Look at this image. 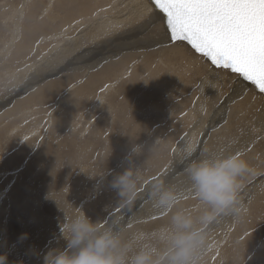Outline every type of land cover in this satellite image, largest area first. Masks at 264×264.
<instances>
[{"label": "rangeland", "instance_id": "1", "mask_svg": "<svg viewBox=\"0 0 264 264\" xmlns=\"http://www.w3.org/2000/svg\"><path fill=\"white\" fill-rule=\"evenodd\" d=\"M65 1L0 0V99L10 97H7L10 91L7 88L15 81H20L17 88H21L27 81L41 78L39 72L48 65L42 63L41 56H36L35 46L44 37H47L44 42L46 44L42 46L48 45L60 27L63 30L69 28L65 15L68 17L70 10L82 11V2L89 8L96 1L99 2L92 7L91 13L101 8L100 0H77L76 8ZM56 6L57 9L54 8ZM52 11L59 12V19ZM69 15L71 18L72 14ZM51 19L56 20L53 22ZM24 25L27 29L29 25L32 26L34 38L26 43L28 48L24 45L21 52H15L17 45L24 42ZM68 30L66 33L72 34L73 29ZM120 41L114 42L120 45ZM146 55L143 54L137 63L131 59L130 65L127 64L129 60H125L124 65L131 66L128 73L123 71L126 74L117 76L124 65L119 70H105L98 81L91 83L93 88L84 93L86 100H77L75 95L88 81V75L84 74L80 79L65 76L80 71L76 69L60 77V89L48 83L33 86L27 89L30 90L29 94L21 96L11 108L0 111V255H7V264H44L43 257L47 251L64 244L60 238V228L58 230L61 220L73 217L80 212V208L93 221L118 217L122 223L131 224L133 230L159 227L166 222V213L162 211L142 219L143 211L150 205L145 189L156 182V178L166 185L172 184L181 196L180 206L195 213L197 202L189 191L186 175L180 178L190 161L186 160V164L181 166L185 159L181 157L180 150L191 146L194 153L203 145L201 151L191 158L197 159L207 155L210 150H220L224 145L232 143L233 139H240L235 146L250 139L247 146L235 150L234 154L246 159L247 154L253 153L257 160L252 173L242 179L240 199L245 210L240 218L223 216L209 225L208 246L201 254L200 264H264V182H261L264 172L255 173L259 167L257 165L264 159L259 156L261 152H258L261 140L256 136L260 131L254 129L252 124L241 121L243 113L249 116L254 106L246 108L247 94L245 104H232L235 105V111L227 119H221L216 114L221 102L227 99L231 103L235 102L250 88L246 87L240 93L235 92L238 85L229 88V85L238 81V76L233 79L228 76L221 87L212 85L211 71L216 69L201 68L197 61L202 59L200 56L197 60L193 57L195 60L187 62L176 59L173 61L175 68L171 70L161 53L156 54L155 58L153 53L149 58ZM81 59L84 60V57ZM221 72L230 74L225 70ZM13 73L17 75L10 80L9 75ZM208 86L215 94H204L203 90ZM43 91L47 92L40 96ZM216 96L218 98L214 102L209 100V97ZM187 113H192L193 118H187ZM212 123L215 129L209 131ZM239 128L242 134L238 133ZM54 130L59 132L60 139L54 137ZM193 132H198L195 139H191ZM233 132L238 135L229 138ZM64 138L71 139L75 144L78 142V149L66 144L60 145V140L64 141ZM136 143L149 145L151 150L145 149L134 161L139 167L141 178L139 195L131 207L125 208L118 203L119 197L110 187V181L113 175L128 167L125 157L130 144ZM57 147L63 149L57 151ZM76 149L81 153L78 160L75 159ZM175 157L177 160L174 162ZM121 161L125 163L114 171L113 168L119 166ZM170 163L180 164V168L164 179ZM105 172L108 177L102 180L99 176ZM95 187L97 192L93 190ZM56 197L62 198L64 212L58 207ZM58 213L61 220L56 222L59 224L52 223ZM49 221L57 227L48 228L46 222L51 225Z\"/></svg>", "mask_w": 264, "mask_h": 264}, {"label": "clouds", "instance_id": "2", "mask_svg": "<svg viewBox=\"0 0 264 264\" xmlns=\"http://www.w3.org/2000/svg\"><path fill=\"white\" fill-rule=\"evenodd\" d=\"M145 149L151 150L149 145L130 144L125 157L128 167L110 181L125 208L139 195L141 178L134 161ZM180 155L190 161L184 171L197 202L195 213L180 206L181 196L174 187L153 182L145 189L147 199L153 209L166 213L165 223L152 230H133L118 217L93 221L80 211L60 224L64 244L47 251L44 264H200L208 246L209 225L223 216H242V179L252 168L242 156L225 150L191 159L193 149L185 146ZM0 264H7V255H0Z\"/></svg>", "mask_w": 264, "mask_h": 264}, {"label": "bare ground", "instance_id": "3", "mask_svg": "<svg viewBox=\"0 0 264 264\" xmlns=\"http://www.w3.org/2000/svg\"><path fill=\"white\" fill-rule=\"evenodd\" d=\"M66 1L70 2L71 5L73 4L74 5L73 8H76L75 5L78 4L77 0H66ZM89 1H92V0H89ZM62 2L64 3V1H62ZM98 2L99 1H96V2H93L92 4L90 2L91 5H89L90 6L89 8H87V5L85 2L84 3L82 2L83 6H81V7H84L83 9L81 8L82 11H80V10L71 11L70 10L71 13H69V14H72L71 18H69V16H71V15L68 14V17L66 16L67 14L65 15L66 21H68V23L66 22L68 27L71 30L73 29L72 34L66 33V31L69 28L66 30H63L62 27H60V29H58V31H57L58 33L54 34L53 38H51L49 40L50 42L48 45L42 46V45L46 44L44 42H46L47 37H44V38L42 37L43 39L41 38L42 39V40H40L41 42L37 45L35 44L36 42H34V44L36 45V46L34 45L36 47V50H35L36 56L37 55H38V57L41 56L40 58L42 59V63L45 65H48V67L42 69L39 72L40 73L39 75L41 76V78L31 79V80L27 81L26 84H23V86L21 88H17V85H19L18 82H20V81H17V83L15 81L14 83H12L9 86V88H7L6 87L7 85H6L5 87L7 89H10L7 97L9 95H10V97H8L7 99H5V98L0 99V104L1 105L3 104L1 106L0 111H2L3 109L11 108V105L13 103H15L16 100H19V98L21 96L29 94L30 90H27V89H30L33 86L43 84V83H48L49 85H52L54 88L60 89L62 87V83H61L62 79L60 77L64 73H69V72H72L73 70H76V69H80V71L75 73V74L65 75V76L73 78V79H76V78L80 79L82 77V75H84V74L88 75V77H89V78L87 77L88 81L86 82L85 85H83L81 88H79L77 90L78 94L75 95L77 100L82 101V100H86L84 93L85 92L87 93L91 88H93L91 86V83L93 81H98V77L102 76V73H104L105 70L106 71L119 70L124 65L125 60H129V62L127 64L130 65L129 63H130L131 59H135L136 63H137V61H139V58L141 59L142 55L145 53H147V55H146L147 58L152 57V55H150L152 53H153V58H155L156 54L158 55L159 53H161V57L164 59L165 63L168 65V67H170L171 70H173V68H175V66L173 64L174 60L180 59L182 62H187L189 60H195L198 57V56L193 55L192 52L189 51V49L187 48V46L184 43H182V42H169L167 40V37L165 34V29H164L163 25L159 22V15L157 14L156 16L152 17L151 19L148 18L150 15L151 9L145 7L146 0H100L101 5L99 7H101V8L99 9V11H96L95 13H91L92 7H95V5L98 4ZM82 4H80V5H82ZM57 6L54 8L57 9ZM49 7H51V5ZM61 7L63 8V6H61ZM77 7H78V5H77ZM105 7H107V8H105ZM62 8H60V9H62ZM32 12H35V11H32ZM57 12L58 11H52V13H54V15H56V17H57V15H59L58 14L59 12L58 13ZM51 15L52 14H50V17H51ZM33 17H34V15H33ZM60 18L62 19V16ZM65 18H63V19L65 20ZM31 19H29V21ZM52 19H53V17H52ZM47 22H48V20H47ZM63 22H65V21H63ZM57 23H58V20H57ZM31 25H29L31 27V29L28 25H27L28 29L24 25V27H25L24 42L21 43L20 45L19 44L17 45L15 52H17L18 50H19V52H21L22 51L21 48L24 45H26L28 48V44H26V43L29 42L32 38H34V35L32 32L34 30H32ZM51 26H52V24H51ZM71 26H73V27H71ZM34 27L35 26H33V28ZM76 30H77V32H76ZM35 33H36V31H35ZM37 39H35V40H37ZM118 40H121L120 45L116 44V42ZM140 40H144V41H140ZM114 41H116V42H114ZM37 42H38V40H37ZM169 44H171V45L169 46ZM98 46H100V47H98ZM24 48H26V47H24ZM31 48H33V47H31ZM150 49H155V50L147 52ZM132 51H135V52H132ZM19 52H18V54H19ZM42 53H44V54L41 55ZM19 55H21V54H19ZM170 55H172V56H170ZM82 57H84V60L81 59ZM134 57H136V58H134ZM197 61L200 64V67L205 69V70L207 68L211 67L210 65L208 66L206 63H204V61L202 59H198ZM202 62L204 64H206L207 66H205ZM127 64H125L123 66V68L119 71V74L117 76L128 73V70L131 69V66L126 67ZM124 70L126 71V73L123 72ZM47 71H49L50 73L47 74L46 73ZM173 72H176V71H173ZM211 72H212L211 80H213L212 85H216L218 87H221L220 86V85H222L221 83L226 81L228 79V76H230L232 79L237 77V75H235V74L226 75L225 73H222L221 70H219V69H216L214 71L212 70ZM44 73H46V74H44ZM110 73H112V72H110ZM16 75L17 74H14V73L9 75L10 80H12V78H15ZM220 77H222V80L220 79ZM120 79H122V78H120ZM159 83H161V82L159 81ZM162 83L165 84V82H163V81H162ZM232 84H231L232 86L229 85V88L230 87L232 88L235 85H238L235 89V92H237V93H240L246 89V87L240 82L239 79H238V81H235ZM161 86H163V85H161ZM157 89H159V87H157ZM10 92H12V93L10 94ZM46 92L47 91L40 92V96ZM203 92L205 95H207V94L209 95V93L215 94V92H213V90L212 91L209 90V86L205 90H203ZM247 94L249 95V97H248V101L246 103L245 99H246ZM217 98H218V96H216L214 98L209 97V100L214 102ZM233 103H235V105L246 103L247 109L250 105L254 106V110L251 111L249 116H246V113L245 114L243 113V118L241 121L245 122V123L252 124L254 129H258V131H260V134H258L256 136V138L259 137L261 140V142L259 143L258 152H261L259 156H262L264 158V98L260 94H258L254 89L250 88L243 94V96L239 100H237L235 102L231 103V100H228V99L221 102L220 106L218 107V110L216 111V114H219V116H221V119H227L228 116L230 114H232L233 111H235L233 109V106H235V105H232ZM92 104L94 105L95 103H92ZM189 112H192V111L190 110ZM84 115H86V114H84ZM187 118L192 119L193 118L192 113H189L187 115ZM203 125H204V123H203ZM213 129H215V126L212 123L209 125V131H213ZM56 130H58V129H56ZM56 130H54L55 131L54 137L55 138L57 137V139H60L61 137L59 136V132ZM60 131H61V129H60ZM31 133H33V132H31ZM196 133H198V132L192 133L191 139L196 138L195 137ZM238 133L242 134L240 128H239ZM238 133L237 132L231 133L229 138H232L233 136L238 135ZM247 133L248 132H245V134H247ZM43 135H44V132H43L42 136ZM34 138L36 139L35 136H34ZM67 138H64V141H62L63 139H61L60 145L66 144L69 147L72 146V147L78 149V147H79V145H77L78 142H77V144H75L74 141H71V139H67ZM259 138H258V140H259ZM57 139H56V142H57ZM212 140H213V138H212ZM234 140L235 139L231 140V141H233L232 143L224 145L220 150H225L226 153H235V150L241 149L244 146H247L248 143L251 142L250 139H245L241 144L238 143V145L235 146V143L238 142V140H240V139H236V141H234ZM50 145L52 147V144H50ZM55 145L57 146V144H55ZM175 145H177V143H175ZM76 146H78V147H76ZM202 146L203 145L199 146L196 149V151L193 153L192 158L195 157L197 155V153H199L201 151ZM57 148H58V150H57ZM57 148H54V149L57 151H60V149H63L61 147H57ZM77 149L75 150L76 155H77V158L75 157V159L78 160V158H79L78 156H81V153ZM213 151H218V150L215 149ZM213 151L210 150L209 153L213 152ZM43 153H41L40 156ZM3 154H6V152H3ZM43 157H45V156H43ZM43 157H42V159H43ZM173 160L175 162L177 160V157H175V159H173ZM245 160L249 163L251 168H253L255 162L257 161L255 159V156L253 153L247 154ZM122 161H121V163L119 162L120 163L119 166H116V168L114 167L115 169L113 168L114 171L122 167L121 165H123L125 163V162L123 163ZM261 161H259V162H261ZM52 162H53V160H52ZM186 162H187L186 160L184 162H182L181 166L185 165ZM67 165H69V164H67ZM257 166H259V167L256 168L255 173H258V171H259V174H262V172H264V159H263V162H261L260 165L258 164ZM254 167H256V166H254ZM171 168H173V170L171 172H169V170H171ZM179 168H180V164L179 165H172L170 163L169 168L166 169L167 173L163 176V178L166 179V178H168V176L172 175V173L175 174ZM111 172L113 173V171H111ZM107 175H108V173L105 176H107ZM184 175H185V172H182V174L180 175V178H182ZM246 176H248V175H246ZM248 178H250V177H248ZM156 181H158L157 178H156ZM261 182H264V174H263V178H262ZM171 185L172 184H170V186ZM99 186L100 185H98L97 187H99ZM93 190H95L97 192L96 187ZM52 195L54 197L53 193H52ZM59 195L60 194H58V196ZM46 196H48V195H46ZM48 197H50V196H48ZM41 201H42V198H41ZM57 201H59L58 207L60 206L61 211H63L62 208H64L65 206L63 204L62 198L56 197V203H58ZM62 205H63V207H61ZM78 206H79V204H78ZM78 206H76L75 209ZM80 207H81V204H80ZM49 209H51V208H49ZM81 209L82 208H80L79 210L81 211ZM159 212H161V211H157V210L153 209V207L150 204L143 211L142 219H144L145 217L155 216ZM60 215H62V212ZM35 217L39 218V216H35ZM58 217H59V213H58V216L56 217V219L54 220V222H52V223H55L56 221H58V219H60ZM33 221L35 222V220H33ZM63 221H64V218L61 220V222L63 223ZM52 223L50 225L48 222H46V224L49 225L48 228L53 226ZM55 224H54V226L57 227ZM57 224H59V223H57ZM59 228H60V226H58V230H59ZM22 229H24V228H22ZM50 230H52V229H50Z\"/></svg>", "mask_w": 264, "mask_h": 264}, {"label": "snow or ice", "instance_id": "4", "mask_svg": "<svg viewBox=\"0 0 264 264\" xmlns=\"http://www.w3.org/2000/svg\"><path fill=\"white\" fill-rule=\"evenodd\" d=\"M173 42L264 94V0H146Z\"/></svg>", "mask_w": 264, "mask_h": 264}, {"label": "water", "instance_id": "5", "mask_svg": "<svg viewBox=\"0 0 264 264\" xmlns=\"http://www.w3.org/2000/svg\"><path fill=\"white\" fill-rule=\"evenodd\" d=\"M163 27H164V26H163ZM164 29H165V28H164ZM165 34H166L167 40H168L169 42H173V41H171V39L169 38V34L166 32V29H165ZM182 43H184V44L187 46V48L189 49L190 52H192L193 55H195V56H200V58L203 59L204 63L209 64L212 68H214V69H219V70H225V71H228L230 74H234V73H232V72H231L230 70H228V69L216 68L214 65L211 64V62H210L207 58L202 57L199 53H196L195 50L192 49L191 46L188 45L186 42H182ZM235 75H236V74H235ZM238 79L240 80V82H241L245 87H249V88L254 89L258 94H260V95L264 98V94L260 93L259 90H258L254 85H252L250 82L244 81V80H242V78H239V77H238Z\"/></svg>", "mask_w": 264, "mask_h": 264}]
</instances>
